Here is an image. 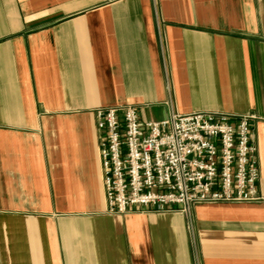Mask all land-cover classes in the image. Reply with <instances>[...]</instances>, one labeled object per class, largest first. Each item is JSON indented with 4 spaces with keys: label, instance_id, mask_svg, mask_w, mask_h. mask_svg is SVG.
Segmentation results:
<instances>
[{
    "label": "crops",
    "instance_id": "0c3cea01",
    "mask_svg": "<svg viewBox=\"0 0 264 264\" xmlns=\"http://www.w3.org/2000/svg\"><path fill=\"white\" fill-rule=\"evenodd\" d=\"M252 114L264 0H0V264H264V200L106 208L93 110Z\"/></svg>",
    "mask_w": 264,
    "mask_h": 264
},
{
    "label": "built area",
    "instance_id": "2783aa9c",
    "mask_svg": "<svg viewBox=\"0 0 264 264\" xmlns=\"http://www.w3.org/2000/svg\"><path fill=\"white\" fill-rule=\"evenodd\" d=\"M93 112L109 213L264 200L257 188L254 115L172 112L141 122L131 104Z\"/></svg>",
    "mask_w": 264,
    "mask_h": 264
}]
</instances>
